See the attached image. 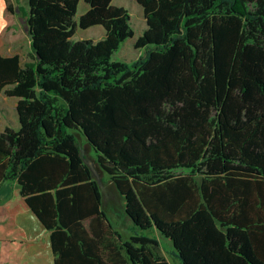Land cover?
I'll list each match as a JSON object with an SVG mask.
<instances>
[{
	"label": "trees",
	"instance_id": "obj_1",
	"mask_svg": "<svg viewBox=\"0 0 264 264\" xmlns=\"http://www.w3.org/2000/svg\"><path fill=\"white\" fill-rule=\"evenodd\" d=\"M27 0L31 60L0 53V93L19 127L0 131V185L16 181L50 231L55 264H108L114 233L78 137L141 233L132 264H264V0H135L134 35L112 0ZM7 10L11 6L7 5ZM100 24L102 39H71ZM115 264V263H113Z\"/></svg>",
	"mask_w": 264,
	"mask_h": 264
},
{
	"label": "crops",
	"instance_id": "obj_2",
	"mask_svg": "<svg viewBox=\"0 0 264 264\" xmlns=\"http://www.w3.org/2000/svg\"><path fill=\"white\" fill-rule=\"evenodd\" d=\"M8 4L11 6V10H7ZM2 9V13H0V53L5 56L19 54L17 51L10 52L9 48L6 49L9 44L13 43L14 37H6L4 32L22 27V19L25 21L26 11L21 10L19 0H3ZM28 41L30 43L29 36ZM20 57L21 64L28 61L23 60L21 55ZM102 209L114 231L110 240L113 242L112 246L115 247L112 252L105 253L103 260L108 264H132L123 243L136 233L141 232L126 214L124 206L122 210L127 221H123L125 226L121 224L122 230L115 226L103 204ZM146 234L158 240L160 253L171 264L169 252L171 255H175L173 250L168 251L167 246L162 242L163 237L155 230H148ZM54 258L50 231L45 228L25 202L19 185L16 181L2 183L0 185V264H55ZM83 264H89L88 260Z\"/></svg>",
	"mask_w": 264,
	"mask_h": 264
},
{
	"label": "rangeland",
	"instance_id": "obj_3",
	"mask_svg": "<svg viewBox=\"0 0 264 264\" xmlns=\"http://www.w3.org/2000/svg\"><path fill=\"white\" fill-rule=\"evenodd\" d=\"M20 7L22 11H28L27 0H19ZM113 5L123 6L126 8L130 14V23L134 31L132 37L125 39L119 46V48L112 54L113 60L131 62L136 59L141 53L144 52V48H136L134 43L139 35L143 33L146 28V22L143 15V9L140 4L135 0H112ZM88 8V4L84 0H80L77 6V11L75 14V20L77 21L79 16ZM22 13V12H21ZM1 17V16H0ZM22 27H16L17 30H10V32H4L6 37H14L13 43L9 44L6 49L9 48L10 52L17 51L23 60H31L30 55V44L28 41V35L26 33V23L22 19ZM105 35V28L100 25H92L87 28L77 27L71 37L73 41L79 39H92L94 41L100 40ZM17 97L15 96H6L4 92L0 94V131L4 129L5 126H10L17 129L19 126L18 115L16 111V102ZM80 149L83 152L84 157L92 159L94 161L93 169L91 172L94 178L99 183L102 192V204L104 209L108 212L109 216L115 223V226L122 230L123 221L126 220V216L122 207L124 206V199L116 190L115 185L110 180L109 175L102 170L94 160L95 152L91 149L90 145L87 144V141L84 136L79 135L78 137ZM162 242L167 246L168 251L173 247L168 238L163 237ZM169 257L171 264H180V260L171 255L169 252Z\"/></svg>",
	"mask_w": 264,
	"mask_h": 264
},
{
	"label": "water",
	"instance_id": "obj_4",
	"mask_svg": "<svg viewBox=\"0 0 264 264\" xmlns=\"http://www.w3.org/2000/svg\"><path fill=\"white\" fill-rule=\"evenodd\" d=\"M82 151V150H81ZM82 153V155H83V152H81ZM84 156V155H83ZM84 161L88 164V166L89 167H91V169H93V165H94V161L92 160V159H86L85 157H84ZM90 169V170H91ZM93 175V174H92ZM94 177V176H93Z\"/></svg>",
	"mask_w": 264,
	"mask_h": 264
},
{
	"label": "clouds",
	"instance_id": "obj_5",
	"mask_svg": "<svg viewBox=\"0 0 264 264\" xmlns=\"http://www.w3.org/2000/svg\"><path fill=\"white\" fill-rule=\"evenodd\" d=\"M2 5H3V0H0V13H2Z\"/></svg>",
	"mask_w": 264,
	"mask_h": 264
}]
</instances>
